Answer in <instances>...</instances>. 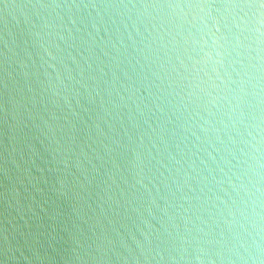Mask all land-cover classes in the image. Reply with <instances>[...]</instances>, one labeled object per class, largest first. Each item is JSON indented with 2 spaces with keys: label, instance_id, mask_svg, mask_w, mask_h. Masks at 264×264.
<instances>
[{
  "label": "water",
  "instance_id": "obj_1",
  "mask_svg": "<svg viewBox=\"0 0 264 264\" xmlns=\"http://www.w3.org/2000/svg\"><path fill=\"white\" fill-rule=\"evenodd\" d=\"M0 264H264V0H0Z\"/></svg>",
  "mask_w": 264,
  "mask_h": 264
}]
</instances>
